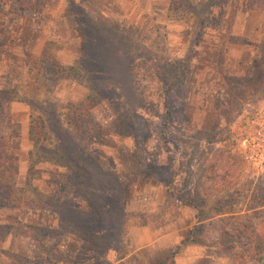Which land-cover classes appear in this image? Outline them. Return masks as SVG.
I'll list each match as a JSON object with an SVG mask.
<instances>
[{
  "label": "rangeland",
  "instance_id": "obj_1",
  "mask_svg": "<svg viewBox=\"0 0 264 264\" xmlns=\"http://www.w3.org/2000/svg\"><path fill=\"white\" fill-rule=\"evenodd\" d=\"M264 261V0H0V264Z\"/></svg>",
  "mask_w": 264,
  "mask_h": 264
},
{
  "label": "trees",
  "instance_id": "obj_2",
  "mask_svg": "<svg viewBox=\"0 0 264 264\" xmlns=\"http://www.w3.org/2000/svg\"><path fill=\"white\" fill-rule=\"evenodd\" d=\"M255 260L258 262V264H264L262 257H260V258L258 257Z\"/></svg>",
  "mask_w": 264,
  "mask_h": 264
}]
</instances>
